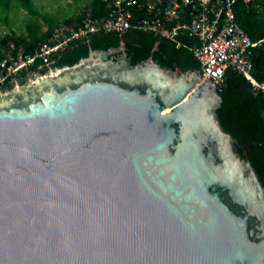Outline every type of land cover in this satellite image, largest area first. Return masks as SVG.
Instances as JSON below:
<instances>
[{
    "label": "water",
    "instance_id": "95a60500",
    "mask_svg": "<svg viewBox=\"0 0 264 264\" xmlns=\"http://www.w3.org/2000/svg\"><path fill=\"white\" fill-rule=\"evenodd\" d=\"M202 75L122 43L0 90V264H264V184Z\"/></svg>",
    "mask_w": 264,
    "mask_h": 264
},
{
    "label": "trees",
    "instance_id": "16d2710c",
    "mask_svg": "<svg viewBox=\"0 0 264 264\" xmlns=\"http://www.w3.org/2000/svg\"><path fill=\"white\" fill-rule=\"evenodd\" d=\"M12 0H0V8L5 12L10 7ZM26 10L33 15H38L34 8L33 0H17ZM114 0H90L89 7L80 12L77 16L70 17L57 25H52L41 35H35L31 30L29 34L20 36L3 37L0 39V60L4 58L6 51H10V45H15V52L20 50L28 54L35 53L40 44L48 42L56 28L63 25L80 24L88 12L94 16L101 17L107 14L108 5ZM170 0H135L130 8L133 14V24L144 19L161 18L166 20L165 9ZM150 3H154L151 9ZM264 6V0H260ZM237 22L246 30L249 36L258 41L264 38V9L255 11L246 6L243 0H238L234 6ZM169 24V23H168ZM176 24V21L174 22ZM181 46L177 42L163 37L154 32L144 31L131 28L122 35L115 33H100L92 36L89 41L84 39L74 40L67 47L65 52L54 57L56 63L52 66L55 68L63 66H72L80 60L87 58L91 50H108L113 47H119L125 43L127 54L132 64L148 59L152 56L163 67L179 69L181 72L189 70H200L201 66L196 59L192 48L199 44L196 37L190 36L187 32H181L177 36ZM157 49L155 50V46ZM60 56V58H59ZM253 62V75L260 81L264 82V49L255 48L251 56ZM48 67L39 70L38 65L31 68L30 73L44 74ZM27 73H21L17 81L26 83ZM14 87L10 81L0 86L1 91L10 90ZM221 95L223 103L218 110V118L223 128L230 132L240 145L249 144L248 159L252 162L264 184V94L261 91L254 90L250 82L244 75L228 68L225 74V82L221 85ZM245 150H239L244 155Z\"/></svg>",
    "mask_w": 264,
    "mask_h": 264
},
{
    "label": "built area",
    "instance_id": "2783aa9c",
    "mask_svg": "<svg viewBox=\"0 0 264 264\" xmlns=\"http://www.w3.org/2000/svg\"><path fill=\"white\" fill-rule=\"evenodd\" d=\"M134 1L114 0L109 3L108 12L104 16L96 17L88 12L80 24L56 28L49 41L40 44L33 54L22 50L14 53L15 45L11 44V50L6 51L0 60V86L8 81L18 83L17 78L23 72L30 78V70L35 65H38L39 70L52 68L56 63L54 57L65 52L74 40L89 41L92 36L100 33L122 35L134 27L171 39L177 42L178 47L181 43L177 36L181 32L189 33L199 40V44L191 50L201 66V82L214 76L220 87L225 82L226 70L233 68L245 76L254 90L264 94V82L254 77L251 60L255 48L264 49V38L254 41L237 22L233 6L238 0H170L165 9L166 20L144 19L137 24L132 23L133 14L130 11ZM243 2L255 11L264 9L260 0ZM150 6L153 9L154 3H150Z\"/></svg>",
    "mask_w": 264,
    "mask_h": 264
},
{
    "label": "rangeland",
    "instance_id": "374dc122",
    "mask_svg": "<svg viewBox=\"0 0 264 264\" xmlns=\"http://www.w3.org/2000/svg\"><path fill=\"white\" fill-rule=\"evenodd\" d=\"M33 2L38 15L31 14L17 0H12L5 12L0 8V39L28 35L31 28L33 34L41 35L50 26L77 16L90 5V0H33Z\"/></svg>",
    "mask_w": 264,
    "mask_h": 264
},
{
    "label": "flooded vegetation",
    "instance_id": "af4514ba",
    "mask_svg": "<svg viewBox=\"0 0 264 264\" xmlns=\"http://www.w3.org/2000/svg\"><path fill=\"white\" fill-rule=\"evenodd\" d=\"M52 68H55V67H52ZM52 68H49L48 71H49L50 69H52ZM36 75H39V74H38V73H36V74H32L30 77H35ZM28 79H29V78H28ZM28 79H27V80H28ZM27 80H26V82H27ZM23 84H24V83H23Z\"/></svg>",
    "mask_w": 264,
    "mask_h": 264
},
{
    "label": "bare ground",
    "instance_id": "6f19581e",
    "mask_svg": "<svg viewBox=\"0 0 264 264\" xmlns=\"http://www.w3.org/2000/svg\"><path fill=\"white\" fill-rule=\"evenodd\" d=\"M200 83H201V80H200ZM200 83H198V85H199ZM198 85H197V86H198Z\"/></svg>",
    "mask_w": 264,
    "mask_h": 264
},
{
    "label": "clouds",
    "instance_id": "9594fccd",
    "mask_svg": "<svg viewBox=\"0 0 264 264\" xmlns=\"http://www.w3.org/2000/svg\"><path fill=\"white\" fill-rule=\"evenodd\" d=\"M221 87V86H220Z\"/></svg>",
    "mask_w": 264,
    "mask_h": 264
}]
</instances>
